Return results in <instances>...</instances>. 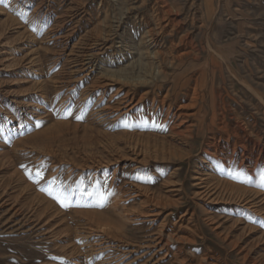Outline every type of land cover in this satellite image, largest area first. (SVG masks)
Wrapping results in <instances>:
<instances>
[{"label":"rangeland","instance_id":"374dc122","mask_svg":"<svg viewBox=\"0 0 264 264\" xmlns=\"http://www.w3.org/2000/svg\"><path fill=\"white\" fill-rule=\"evenodd\" d=\"M262 173L264 0H0V264H264Z\"/></svg>","mask_w":264,"mask_h":264},{"label":"bare ground","instance_id":"6f19581e","mask_svg":"<svg viewBox=\"0 0 264 264\" xmlns=\"http://www.w3.org/2000/svg\"><path fill=\"white\" fill-rule=\"evenodd\" d=\"M169 11H170V9H169ZM171 22V21H170ZM168 50V49H167ZM182 56H183V54H178V55H176V57L175 58H177V59H181L182 58ZM137 65H139V64H137ZM146 69V68H145ZM146 72H148L147 70H146ZM208 72V71H207ZM155 73V72H154ZM129 76V75H128ZM141 77V76H140ZM139 77V78H140ZM145 77V76H144ZM147 77H148V74H147ZM138 78V79H139ZM143 78V77H142ZM136 79V78H135ZM138 79H137V81H138ZM145 79V78H144ZM152 79V78H151ZM124 80V79H123ZM143 80V79H142ZM126 81H128V80H126ZM131 81V80H130ZM149 81V80H148ZM141 82V81H140ZM126 83H128V82H126ZM133 83V82H132ZM136 84V83H135ZM140 84V83H139ZM142 85V84H141ZM187 85V82H185L184 84H183V86H184V89H182V90H184V92L186 91L187 92V87H188V85ZM193 85V84H192ZM193 87V86H192ZM191 87V88H192ZM206 88V87H205ZM207 89V88H206ZM205 89V90H206ZM129 93V92H128ZM197 87H194L193 88V90H192V95L191 96H189L190 98H189V101L186 103V102H178V100H174V101H170V99H169V96L168 95H165L160 101H159V103H160V106H161V109H163V108H166V116L167 115H170L169 113H171V115H170V121H172V122H176V125H174V126H172V130H174V129H180V128H182L183 127V125L185 124V122H186V120H187V118H190V116H191V114H192V112L190 113V112H188V109L189 108H191V107H193V106H195L196 105V96H197ZM128 94H126L125 96H127ZM184 96L185 95H187V93H184L183 94ZM123 96V95H122ZM124 100V99H123ZM132 101V100H131ZM158 104V103H157ZM211 105V104H210ZM198 106V105H197ZM130 109V108H129ZM193 109V108H192ZM154 111H156V110H154ZM211 111V110H210ZM195 112V111H194ZM218 113V112H217ZM164 115V114H163ZM205 119H207V118H205ZM166 120V119H165ZM177 121H178V123H177ZM193 122V121H192ZM175 124V123H174ZM189 124V123H188ZM206 124V123H205ZM204 124V125H205ZM226 124V123H225ZM184 128V127H183ZM206 128V127H205ZM176 129V130H177ZM176 132V131H175ZM185 132L188 134V132H189V129H186V131L184 130V131H181V130H178L176 133H178L179 135H182V134H185ZM238 132V131H237ZM175 133V134H176ZM222 139V138H221ZM200 148V147H199ZM140 149V148H139ZM139 151H141V149L139 150ZM139 151H137V149L135 150V153H139ZM118 153V152H117ZM157 153V152H156ZM152 154V153H151ZM143 155H149L148 154V151H144V153H143ZM169 155V154H168ZM144 156V157H145ZM116 159V158H115ZM225 159V158H224ZM140 160V159H139ZM143 160V159H142ZM243 161V160H242ZM143 162V161H142ZM236 162V161H235ZM237 165V164H236ZM240 165V164H239ZM238 167V166H237ZM249 171V170H248ZM173 173V172H172ZM172 175V174H171ZM170 175V176H171ZM203 181V180H202ZM205 183V182H204ZM199 184H203L202 182H200ZM204 186V188H209V187H207V186H205V185H203ZM212 186V185H211ZM204 188H200V189H202V191L201 192H199L198 194L201 196L202 195V197L204 196H212L208 191H206V189H204ZM140 191V190H139ZM200 191V190H199ZM214 191V190H213ZM210 192H212L211 190H210ZM194 193V192H193ZM212 194H213V192H212ZM214 197V196H213ZM169 198V197H168ZM207 198V197H206ZM205 198V199H206ZM215 198V197H214ZM203 199V198H202ZM212 200H213V198H211ZM229 201V200H228ZM238 204V203H237ZM247 205V204H246ZM151 210V209H150ZM152 214V213H151ZM132 219V218H131ZM237 228V227H236Z\"/></svg>","mask_w":264,"mask_h":264},{"label":"snow or ice","instance_id":"6c2138e0","mask_svg":"<svg viewBox=\"0 0 264 264\" xmlns=\"http://www.w3.org/2000/svg\"><path fill=\"white\" fill-rule=\"evenodd\" d=\"M78 119H80V117H77ZM41 175V173L39 172V171H37V176H40ZM233 178H235V177H233ZM262 179H264V173H262ZM262 186H264V185H262ZM89 195H92L91 193H89ZM56 199H60L59 197H56ZM100 199H101V201H103L104 199H105V197H103V196H101L100 197ZM62 202V201H61ZM64 206H68L67 204H65Z\"/></svg>","mask_w":264,"mask_h":264}]
</instances>
